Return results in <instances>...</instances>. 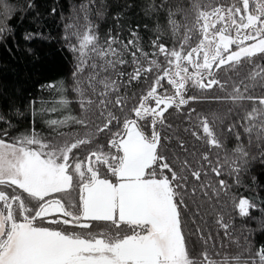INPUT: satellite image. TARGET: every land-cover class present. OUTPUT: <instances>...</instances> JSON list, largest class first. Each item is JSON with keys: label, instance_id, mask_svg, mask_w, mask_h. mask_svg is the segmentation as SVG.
Instances as JSON below:
<instances>
[{"label": "snow or ice", "instance_id": "1", "mask_svg": "<svg viewBox=\"0 0 264 264\" xmlns=\"http://www.w3.org/2000/svg\"><path fill=\"white\" fill-rule=\"evenodd\" d=\"M81 8L84 24L66 25L64 36L75 60L70 87L81 114L46 119L55 134L51 139L34 127L9 138L8 129L0 127V264H264V245L255 253L249 245L247 258L243 253L221 255L214 243L210 251L211 235L196 227L191 235L202 241L197 252L195 244L189 246L184 230L189 213L193 225L200 215L198 190L208 200L227 195V183L212 184L209 172L219 177L228 165L229 175L239 183L249 152L236 125L227 128L237 144L223 163L219 156L213 162L209 152L181 160L180 152L195 157L181 137H176L179 151L170 156L173 138L161 135V130L172 127L165 116L169 109L183 113L186 105L200 99L186 95L189 85L201 90L218 86L227 95L214 100L252 102L240 126L247 144H256L264 162V96L248 94L264 88V0H189L186 8L169 6L174 42L171 47L161 43L157 28L151 53L140 46L136 32L126 43L111 35L101 43L88 7ZM11 12L6 0L0 2V17L10 18ZM5 31L0 26V38ZM245 64L251 69L239 83L231 76L222 81L218 75L239 76ZM125 66H131V71H125ZM125 76L127 84L143 78L147 89L139 97L122 94L124 82L119 78ZM45 87L55 89L59 99L41 112L68 109L64 82ZM129 99L136 100L131 107ZM193 112L184 113L192 128L183 131L210 150L221 149L223 144L211 126L216 117L210 122L197 114L193 121ZM92 116L101 122L95 124ZM69 124L86 131L83 135L60 131ZM104 132L110 133L107 145L97 143L81 158L76 150L93 144ZM233 204L242 217L255 208L247 199L238 203L234 199ZM216 223L230 237L223 216Z\"/></svg>", "mask_w": 264, "mask_h": 264}, {"label": "trees", "instance_id": "2", "mask_svg": "<svg viewBox=\"0 0 264 264\" xmlns=\"http://www.w3.org/2000/svg\"><path fill=\"white\" fill-rule=\"evenodd\" d=\"M4 2V0H0ZM6 3L12 9L10 18H2V24L6 31L3 38H0V127L7 128L9 138L29 131L35 128L41 135L49 139L55 135L45 123L49 118H62L63 115L71 113L79 116L81 110L76 102L77 98L71 91L72 72L75 66V60L68 48V42L65 41L66 25L76 23L78 27L84 24V12L81 6L86 5L89 9V19L97 26L96 31L99 34L100 41L103 43L108 36H115L126 43L133 39L131 33L136 32L139 36V44L145 52L154 51L152 42L157 38V28L160 29V42L171 47L174 38L171 36L168 26L167 8L171 6L173 10L179 6L186 8L189 0H6ZM82 30V29H81ZM31 35V39L25 37ZM74 42V40H73ZM196 38L193 37L192 43L195 44ZM126 58L131 60L130 56ZM161 60L163 57L160 58ZM264 64V62H261ZM250 65L245 64L239 69L240 75L233 72L227 75L218 73L221 80H226L231 76L233 81L239 83L248 71ZM125 71H131V66H125ZM103 75V74H102ZM151 77V74H149ZM113 78L115 74H113ZM124 83L121 87V93L130 98L135 94L139 97L142 91L148 87V82L143 78L141 81H133L127 84V77L119 78ZM64 82L67 91L65 95L70 103L68 109L64 112L54 113L41 112V109H47L55 105L59 99L55 89L45 87L48 84H58ZM150 82V80H149ZM165 88H171L166 82ZM245 83H248L245 80ZM243 90V85H240ZM231 90V84L228 86ZM253 96H264V88L257 87L248 93ZM187 96H196L200 99L191 101L184 107V111L176 112L169 109L165 113L167 123L172 127L161 130V135H170L172 151H179L175 148L176 137L183 138L189 153H195V157L188 153L180 152V159L187 157L189 160L198 158L202 153L209 152L210 159L215 162L219 156L221 163L225 155H231V150L237 144L235 136L227 132L229 125H236V131L240 133L242 141L249 152L248 163L240 173L239 183L233 175H229L228 165L222 169L223 175L217 177L213 173H208V181L216 185L217 181L224 180L229 186L227 195L221 193L217 199L215 196L211 200L204 197L198 190V203L203 206L200 208V215L196 217V224H192V214L185 217V233L188 234L189 246L196 245L199 252L202 248V241L198 235H191L196 227L202 229L205 236L209 234L212 240L211 245L215 244V250L221 255L227 254L235 256L243 253L247 258L248 253L245 249L251 245L252 252L264 245V162L259 155L260 149L253 143L247 144L248 137L240 126L247 111L252 108V102L241 101L233 103L227 100L217 101L212 97L227 95L218 86L210 90H201L189 85ZM136 103V100L129 99V107ZM195 109L192 113L193 121L197 114L208 117L211 122L213 116L216 117L215 123L211 126L220 138L223 147L221 149L211 148L202 141L196 140L185 133L184 128H192V122L184 113ZM35 110V115H34ZM171 113V114H169ZM117 114L120 113L117 111ZM92 115L91 113L89 114ZM95 124L101 121L92 116ZM89 124V128L95 126ZM61 132H79L81 135L86 131L80 125L69 124L60 129ZM110 133L104 132L98 134V139L90 145L82 146L78 154L83 158L88 151L95 147V144L107 145ZM63 139V137H58ZM165 143H168L166 140ZM196 166V165H194ZM193 183H195L193 181ZM211 196V190L209 189ZM191 203V197L186 196ZM238 203L239 199H247L255 208L249 209V215L242 217L239 209L234 206L233 200ZM195 207V205H193ZM223 216L224 223L229 224L228 232L230 237H225L224 230L216 223L217 218ZM56 227L54 225H45ZM236 241L238 243H233ZM223 244V247H221Z\"/></svg>", "mask_w": 264, "mask_h": 264}]
</instances>
